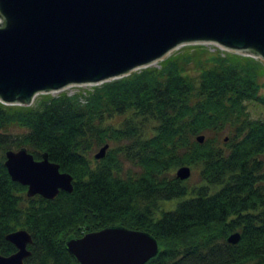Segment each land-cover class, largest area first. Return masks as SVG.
<instances>
[{"label":"trees","instance_id":"1","mask_svg":"<svg viewBox=\"0 0 264 264\" xmlns=\"http://www.w3.org/2000/svg\"><path fill=\"white\" fill-rule=\"evenodd\" d=\"M247 102L264 107V63L207 44L75 94L0 102V253L16 251L6 236L25 228V264H78L68 236L122 225L159 242L147 264H264V119ZM22 147L71 173L74 191L28 196L5 165ZM186 165L197 184L176 176Z\"/></svg>","mask_w":264,"mask_h":264},{"label":"water","instance_id":"2","mask_svg":"<svg viewBox=\"0 0 264 264\" xmlns=\"http://www.w3.org/2000/svg\"><path fill=\"white\" fill-rule=\"evenodd\" d=\"M192 44L264 63V0H0V102L32 106L40 94L118 80ZM205 138L197 136L201 144ZM5 165L30 197L74 191L73 175L47 154L36 160L26 148L8 150ZM192 168L180 166L176 176L186 181ZM6 240L16 251L0 253V264H25L32 234L21 228ZM65 246L78 264H147L160 251L153 234L122 225L68 236Z\"/></svg>","mask_w":264,"mask_h":264},{"label":"rangeland","instance_id":"3","mask_svg":"<svg viewBox=\"0 0 264 264\" xmlns=\"http://www.w3.org/2000/svg\"><path fill=\"white\" fill-rule=\"evenodd\" d=\"M208 45V44H207ZM211 46V45H208V47ZM174 52V51H173ZM156 65V64H154ZM156 67H158V64L156 65ZM87 89V88H90L89 85L87 86H76V87H68L66 90H68L71 94H75L79 89ZM65 90V91H66ZM53 95H56V94H53ZM39 99V95L35 98V102L36 100ZM34 102V103H35ZM247 107H248V111L250 113V116L254 119V120H257V119H264V107L263 105L259 104V103H253V102H247ZM100 151V150H99ZM98 152V151H96ZM94 152V154L96 153ZM177 171V170H176ZM190 179V182L193 183V184H197L199 178H198V175L197 173H195L193 171V174L191 175V177L189 178ZM167 208H174L173 206H171V203H166L165 205Z\"/></svg>","mask_w":264,"mask_h":264},{"label":"bare ground","instance_id":"4","mask_svg":"<svg viewBox=\"0 0 264 264\" xmlns=\"http://www.w3.org/2000/svg\"><path fill=\"white\" fill-rule=\"evenodd\" d=\"M211 45H214V44H211ZM216 46V45H215ZM181 48V47H180ZM172 54V53H171Z\"/></svg>","mask_w":264,"mask_h":264}]
</instances>
